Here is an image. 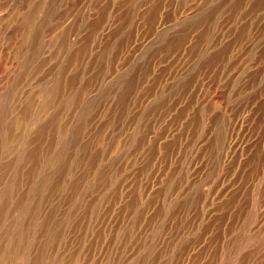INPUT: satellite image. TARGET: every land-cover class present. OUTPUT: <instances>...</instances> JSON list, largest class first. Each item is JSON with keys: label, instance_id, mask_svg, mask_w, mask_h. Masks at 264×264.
<instances>
[{"label": "rangeland", "instance_id": "obj_1", "mask_svg": "<svg viewBox=\"0 0 264 264\" xmlns=\"http://www.w3.org/2000/svg\"><path fill=\"white\" fill-rule=\"evenodd\" d=\"M245 1L0 0V264H264Z\"/></svg>", "mask_w": 264, "mask_h": 264}, {"label": "bare ground", "instance_id": "obj_2", "mask_svg": "<svg viewBox=\"0 0 264 264\" xmlns=\"http://www.w3.org/2000/svg\"><path fill=\"white\" fill-rule=\"evenodd\" d=\"M246 1H248V0H246ZM245 1V2H246ZM137 15V14H136ZM135 18V17H134ZM137 19V18H136ZM138 22V21H137ZM209 30V29H208ZM137 33V32H136ZM126 38V37H125ZM168 39V38H167ZM91 45V44H90ZM210 50V49H209ZM212 51H213V49H212ZM211 51V52H212ZM112 52V51H111ZM209 52V51H208ZM136 64V63H135ZM134 69V68H133ZM216 69V68H215ZM146 81V80H145ZM108 86V85H107ZM144 86V85H143ZM206 102V101H205ZM204 104V103H203ZM206 104V103H205ZM83 108V107H82ZM78 109V108H77ZM203 109V108H202ZM127 113V112H126ZM210 117V116H209ZM212 119V118H211ZM207 121V120H206ZM205 121V122H206ZM73 124V123H72ZM207 125V124H206ZM229 126V125H228ZM202 128V127H201ZM206 129H207V127H206ZM187 132V131H186ZM72 135V134H71ZM110 137V136H109ZM211 137V136H210ZM84 139V138H83ZM179 140V139H178ZM207 140V139H206ZM202 141H204V140H202ZM208 141V140H207ZM204 143V142H203ZM128 152V151H127ZM154 164V163H153ZM181 169V168H180ZM183 186V185H182ZM169 198V197H168ZM140 206V205H139ZM149 212V211H148ZM200 212V211H199ZM202 221V220H201ZM193 222V221H192ZM198 223V222H197ZM202 226V225H201ZM187 232V231H186ZM162 237V236H161ZM117 248V247H116Z\"/></svg>", "mask_w": 264, "mask_h": 264}]
</instances>
